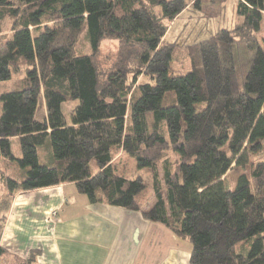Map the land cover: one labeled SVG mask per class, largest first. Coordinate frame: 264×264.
I'll use <instances>...</instances> for the list:
<instances>
[{
  "label": "trees",
  "instance_id": "1",
  "mask_svg": "<svg viewBox=\"0 0 264 264\" xmlns=\"http://www.w3.org/2000/svg\"><path fill=\"white\" fill-rule=\"evenodd\" d=\"M188 3L201 8V0H0V64L22 74L0 89V241L17 195L71 183L90 204L139 212L189 243V264H264V0H238L235 26L186 46L190 69L175 75V49L163 38ZM83 33L89 54L77 49ZM104 40L118 51L102 77L94 58ZM46 140L50 164L37 154ZM165 150L178 163L160 177ZM120 151L149 172L151 192L136 172L119 173ZM38 254L21 259L0 245V264H36Z\"/></svg>",
  "mask_w": 264,
  "mask_h": 264
},
{
  "label": "crops",
  "instance_id": "2",
  "mask_svg": "<svg viewBox=\"0 0 264 264\" xmlns=\"http://www.w3.org/2000/svg\"><path fill=\"white\" fill-rule=\"evenodd\" d=\"M0 245L21 259L38 251L36 264H189L191 252L162 225L90 204L71 183L17 195Z\"/></svg>",
  "mask_w": 264,
  "mask_h": 264
},
{
  "label": "rangeland",
  "instance_id": "3",
  "mask_svg": "<svg viewBox=\"0 0 264 264\" xmlns=\"http://www.w3.org/2000/svg\"><path fill=\"white\" fill-rule=\"evenodd\" d=\"M238 0H201V8H193L192 3H188V6L183 10L174 21L167 23L168 28L163 38V44H171L175 49L174 59L171 63L172 74L180 75L185 74L190 69V61L186 46L192 45L196 42L207 39L219 30L232 29L239 17L237 16L236 9ZM11 28V22L5 20L2 25L1 36L9 35ZM84 33L79 38L77 49L80 53L89 54L90 51L86 42L83 40ZM118 51V42L115 40H104L99 47V52L94 58L98 72L104 77L111 69L116 54ZM180 73V74H178ZM22 78V74L17 76H10L7 69L0 64V89H8L17 86L19 80ZM138 80L142 81V78ZM172 96L168 97L164 102V105H170ZM69 110L72 105H67ZM151 117L147 118L148 123H151ZM49 149V141L46 140L44 145L38 147L37 154L39 161L44 164H50L51 153ZM178 158L170 150H165L162 153L161 160L158 163V171L160 177H162V170L164 164L172 167V170L176 167ZM113 164L117 166L119 173L132 177L140 175L144 178L146 185L148 186V193L151 192V178L149 172L146 170H137L135 162L128 155L120 151L114 157ZM14 170L11 166L8 170L14 172V175L20 176L21 170L15 167ZM241 174L240 170H232L224 178V187L227 190H234L237 185V180ZM149 205L153 204V197L148 198ZM180 240V239H179ZM182 241V240H180ZM190 246V244L188 243ZM191 248V246H190Z\"/></svg>",
  "mask_w": 264,
  "mask_h": 264
},
{
  "label": "built area",
  "instance_id": "4",
  "mask_svg": "<svg viewBox=\"0 0 264 264\" xmlns=\"http://www.w3.org/2000/svg\"><path fill=\"white\" fill-rule=\"evenodd\" d=\"M51 216L55 217L56 216V212H52Z\"/></svg>",
  "mask_w": 264,
  "mask_h": 264
}]
</instances>
